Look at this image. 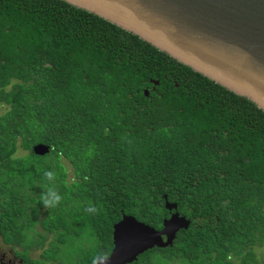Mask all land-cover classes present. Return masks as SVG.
I'll use <instances>...</instances> for the list:
<instances>
[{
	"label": "trees",
	"instance_id": "trees-1",
	"mask_svg": "<svg viewBox=\"0 0 264 264\" xmlns=\"http://www.w3.org/2000/svg\"><path fill=\"white\" fill-rule=\"evenodd\" d=\"M0 107L6 242L53 232L51 261L77 205L127 206L159 228L172 202L192 224L221 222L225 251L264 243V110L132 32L65 0H0ZM47 186L62 200L46 209ZM186 240L153 257L183 255Z\"/></svg>",
	"mask_w": 264,
	"mask_h": 264
},
{
	"label": "water",
	"instance_id": "water-1",
	"mask_svg": "<svg viewBox=\"0 0 264 264\" xmlns=\"http://www.w3.org/2000/svg\"><path fill=\"white\" fill-rule=\"evenodd\" d=\"M65 1L132 32L264 110V0ZM49 151L46 144L34 146L38 155ZM189 224L176 213L158 230L126 215L116 225L108 264L131 263L148 249L166 247Z\"/></svg>",
	"mask_w": 264,
	"mask_h": 264
},
{
	"label": "flooded vegetation",
	"instance_id": "flooded-vegetation-1",
	"mask_svg": "<svg viewBox=\"0 0 264 264\" xmlns=\"http://www.w3.org/2000/svg\"><path fill=\"white\" fill-rule=\"evenodd\" d=\"M62 161L69 166L68 159L63 158ZM76 173L79 175L78 169L75 170V175ZM69 175L74 176V169L69 172ZM91 207H95L97 211H88L87 209ZM162 207L168 212L155 215V217L162 218L159 228H156L158 230L163 228L165 220L176 213L186 217L181 214L178 204L172 209L168 208L166 204ZM74 208L77 210L74 215L75 220L61 221L60 223L58 239H56L58 251L55 259L48 261V257L44 253L45 249L50 247L53 232H46L36 227L38 231L46 232L47 235L45 243L39 247L28 246L27 235L29 232H26L24 236L13 233L9 242L0 236V264H92V258L96 253H102V256L97 259V264L100 260L109 258L116 247V225L128 215L126 214L128 207L82 204ZM191 209H195V207H191ZM189 221L190 224L187 228L177 231L171 244L166 247L155 246L148 249L139 254L133 262L126 264H164L165 262L168 264H264V243H254L253 240H250L243 249L230 246L225 251L224 238L218 236L221 231L218 228L222 225L221 222L201 220L192 224V221ZM182 230L187 231L183 255L172 254L170 258L153 257L161 250L174 251L177 236ZM30 234L33 233L30 232ZM163 237L166 241L167 236ZM37 252L39 255L35 256ZM182 258H184V262H182Z\"/></svg>",
	"mask_w": 264,
	"mask_h": 264
},
{
	"label": "clouds",
	"instance_id": "clouds-1",
	"mask_svg": "<svg viewBox=\"0 0 264 264\" xmlns=\"http://www.w3.org/2000/svg\"><path fill=\"white\" fill-rule=\"evenodd\" d=\"M44 177L48 181H54L56 179V173L52 170H46L43 172ZM43 191L40 194V203L43 204L44 208H53L59 205V203L62 200V196L59 194V192L56 190L55 187L47 186L42 187ZM91 212H96L97 209L95 207H91L87 209ZM102 256V253H96L92 258V264H97V259ZM110 258L106 259L104 261V264H108V261Z\"/></svg>",
	"mask_w": 264,
	"mask_h": 264
},
{
	"label": "rangeland",
	"instance_id": "rangeland-1",
	"mask_svg": "<svg viewBox=\"0 0 264 264\" xmlns=\"http://www.w3.org/2000/svg\"><path fill=\"white\" fill-rule=\"evenodd\" d=\"M5 107H0V113H2L3 111H5ZM24 153V151H22V150H20L19 151V154H23ZM39 255V253L37 252V253H35V256H38Z\"/></svg>",
	"mask_w": 264,
	"mask_h": 264
}]
</instances>
